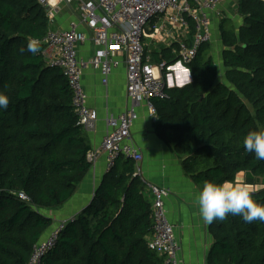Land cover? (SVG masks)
Masks as SVG:
<instances>
[{
  "label": "trees",
  "instance_id": "obj_1",
  "mask_svg": "<svg viewBox=\"0 0 264 264\" xmlns=\"http://www.w3.org/2000/svg\"><path fill=\"white\" fill-rule=\"evenodd\" d=\"M240 14L244 28H220L225 80L211 43L204 45L188 66L191 84L153 100L155 129L199 189L205 181L235 183L243 173L264 204V160L243 147L249 132L264 131V3L242 0ZM51 30L38 0H0V93L9 98L0 109V264H28L54 222L45 212L65 206L92 169L68 81L42 55ZM33 39L41 48L35 55L26 50ZM177 48L153 54V62H175ZM153 205L136 162L120 156L41 264H166L148 246ZM209 232L207 264H264V223L229 215Z\"/></svg>",
  "mask_w": 264,
  "mask_h": 264
},
{
  "label": "built area",
  "instance_id": "obj_2",
  "mask_svg": "<svg viewBox=\"0 0 264 264\" xmlns=\"http://www.w3.org/2000/svg\"><path fill=\"white\" fill-rule=\"evenodd\" d=\"M38 1L45 7L51 25L56 21L61 4L75 8L78 20L66 30L49 31L42 42L46 45L42 55L48 67L63 72L73 93L78 124L86 131L95 129L98 115L87 106L82 84L84 71H100L103 84L107 85L109 76L121 64L120 58L126 64L129 108L118 117L106 120L110 130L100 147L88 153V162L94 166L102 155H106L107 171L120 156L136 164L142 162L141 152L131 143V130L139 118L137 110L145 105L150 115L156 117L153 100L167 99L168 90L183 88L192 82L188 66L196 59L199 49L212 41L208 12L217 9L223 0ZM154 19L162 22L148 29ZM80 26L89 31L96 47L94 55L86 60L78 57V48L88 40ZM145 39L160 41L169 47L178 45L175 50L177 60L173 63L151 62L146 55ZM150 189L154 196V234L149 249L164 256L166 264H181V246L165 211V198L170 195V190L157 185H150ZM20 198L29 201L24 194H20ZM74 219L69 220L73 222ZM69 220L60 221L46 239L35 245L28 264H41L55 249Z\"/></svg>",
  "mask_w": 264,
  "mask_h": 264
},
{
  "label": "crops",
  "instance_id": "obj_3",
  "mask_svg": "<svg viewBox=\"0 0 264 264\" xmlns=\"http://www.w3.org/2000/svg\"><path fill=\"white\" fill-rule=\"evenodd\" d=\"M241 1L223 0L217 9L208 12L212 30L210 43L213 46V43L219 40L220 59L215 62L221 71L219 79L222 82L225 80L221 58L224 47L220 28L222 26L239 31L246 26L245 19L247 17L240 14ZM74 11V7L61 4L52 28L54 30L68 29L72 22L78 20ZM160 22H162L161 19L152 20L148 29ZM79 29L87 35L88 40L78 48V57L86 60L94 55L96 47L89 31L83 26H80ZM169 48L166 43L145 39L146 55L151 58V62H153V54ZM120 60V66L109 76L107 85L103 84V76L100 71L87 69L83 73L82 84L87 95V106L96 111L98 115L95 129L86 131L92 150L100 147L110 130L106 120L110 117H118L130 105L127 96L126 64L123 58ZM137 112L139 118L131 130V143L141 152L143 160L136 164V173L147 183L149 188L150 185H157L170 190V195L165 198V211L170 223L175 227L176 239L181 246L179 253L181 264H207V255L213 241L209 232L210 225L204 223L198 214L195 196L200 189L185 174L180 158L171 153L159 138L155 129L156 119L150 115L147 106H140ZM107 172L106 155H102L92 166L90 173L74 197L62 208L45 212L54 221L47 236L60 221L76 218L91 204L95 191L103 182ZM233 184L246 186L251 192L255 191L257 187L247 185L243 173L237 176L236 182Z\"/></svg>",
  "mask_w": 264,
  "mask_h": 264
},
{
  "label": "clouds",
  "instance_id": "obj_4",
  "mask_svg": "<svg viewBox=\"0 0 264 264\" xmlns=\"http://www.w3.org/2000/svg\"><path fill=\"white\" fill-rule=\"evenodd\" d=\"M26 50L33 55L39 53V42L30 40ZM24 51L25 48L22 47L20 52ZM8 107V96L0 93V109L6 110ZM243 147L247 152L254 153L256 159L264 160V131L249 132L243 139ZM195 202L198 204L200 218L209 225L222 222L229 215L239 216L246 223H264V204L257 203L246 186L205 181L196 193Z\"/></svg>",
  "mask_w": 264,
  "mask_h": 264
},
{
  "label": "rangeland",
  "instance_id": "obj_5",
  "mask_svg": "<svg viewBox=\"0 0 264 264\" xmlns=\"http://www.w3.org/2000/svg\"><path fill=\"white\" fill-rule=\"evenodd\" d=\"M216 38H218V36H216ZM214 40H216V39H214ZM215 43V44H214ZM213 43V46L211 47V49L213 50V56H214V59L216 60V61H218L219 59H220V55L218 54L219 53V50H220V45H219V40H218V42L217 41H215ZM192 81V80H191ZM191 84V83H190ZM81 126V125H80ZM84 129V128H83ZM85 130V129H84ZM86 131V130H85ZM260 187V186H259ZM164 257V256H163Z\"/></svg>",
  "mask_w": 264,
  "mask_h": 264
},
{
  "label": "water",
  "instance_id": "obj_6",
  "mask_svg": "<svg viewBox=\"0 0 264 264\" xmlns=\"http://www.w3.org/2000/svg\"><path fill=\"white\" fill-rule=\"evenodd\" d=\"M44 240V239H43Z\"/></svg>",
  "mask_w": 264,
  "mask_h": 264
}]
</instances>
